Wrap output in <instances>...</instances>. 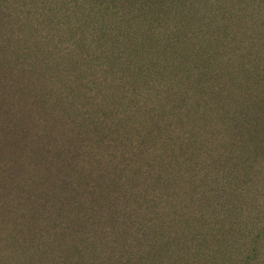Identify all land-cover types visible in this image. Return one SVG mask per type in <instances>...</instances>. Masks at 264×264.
<instances>
[{"label":"trees","instance_id":"16d2710c","mask_svg":"<svg viewBox=\"0 0 264 264\" xmlns=\"http://www.w3.org/2000/svg\"><path fill=\"white\" fill-rule=\"evenodd\" d=\"M0 264H264V0H0Z\"/></svg>","mask_w":264,"mask_h":264}]
</instances>
